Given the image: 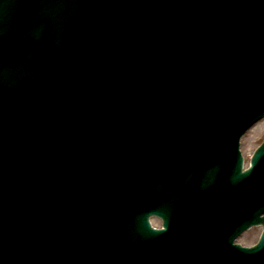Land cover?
I'll return each mask as SVG.
<instances>
[{"label":"bare ground","instance_id":"1","mask_svg":"<svg viewBox=\"0 0 264 264\" xmlns=\"http://www.w3.org/2000/svg\"><path fill=\"white\" fill-rule=\"evenodd\" d=\"M2 0H0L1 2ZM34 9V8H33ZM106 18L111 17L113 15H116L117 18H119V15L122 18H124L125 14H112L110 11H106V13L103 14ZM120 20V22H121ZM131 18L127 17L125 19L126 24H130ZM104 36L105 35H101ZM122 33L119 32V41L121 39ZM102 40L99 38V36L94 38L95 43H99ZM110 45H113V42H109ZM122 57V56H121ZM120 57V58H121ZM84 66H88L87 69H89V65L86 64ZM98 65L93 64V60L91 61V67H97ZM42 94L47 95L46 92H43ZM17 127V126H16ZM19 133V130L16 128L11 129L10 131H6V133H0V146L4 147V144L7 142H13L15 145L20 146L17 144V134ZM29 153V151H27ZM39 157L30 158V159H24L16 162L12 161L10 163V166L3 168V175H7V171H11L13 167H16L15 174L20 175V183L13 186L12 183H10V188L7 189L6 185H3V191L0 189V198L3 200H6L9 198L10 195H16L19 190H23L27 188V183L31 182L33 178L44 181L47 176V165L42 159H37ZM28 163H31L32 168H25L24 166ZM16 164V166H15ZM86 169H89L87 165L81 166L80 163H77L75 166V173L82 179V184L80 185V190L83 193H89L92 196L93 203L95 202V196L94 191L97 189L98 181L95 178V176L90 175ZM25 180V183L21 185V182ZM94 210H96L95 206H91ZM98 214V213H97ZM100 218L103 219H112L115 231L116 233L119 232V205L116 203H113V209L110 212H102L100 215Z\"/></svg>","mask_w":264,"mask_h":264},{"label":"rangeland","instance_id":"2","mask_svg":"<svg viewBox=\"0 0 264 264\" xmlns=\"http://www.w3.org/2000/svg\"><path fill=\"white\" fill-rule=\"evenodd\" d=\"M264 139V117L256 122L242 137L241 148L246 157V165H249V157L254 151V149L262 142ZM152 222L155 226L160 227L162 225L161 220L158 218H152ZM262 228L261 226L252 227L250 230L246 231L238 240L245 243L251 244L256 242L258 239Z\"/></svg>","mask_w":264,"mask_h":264},{"label":"water","instance_id":"3","mask_svg":"<svg viewBox=\"0 0 264 264\" xmlns=\"http://www.w3.org/2000/svg\"><path fill=\"white\" fill-rule=\"evenodd\" d=\"M262 2L264 3V0H262ZM222 7H223V4H219L217 6V8H219V9L222 8ZM206 8L210 9V7H208V6H206ZM98 9L100 11H115V10H117V5L113 2V0L103 1V3L101 4V6ZM211 10L213 12H216L217 11L216 9H212V8H211ZM256 19L259 20L260 23L261 22L264 23V13L258 12L256 14ZM153 51H154V53H157V52H155V50H153ZM253 111H254V109H253ZM263 150H264V142L256 150V152H255V154L253 156V162H255L256 158L259 156V154ZM240 164H242V161L240 162ZM234 174L236 176H239V175H243L244 173L242 172L241 167H239V169H236L235 170ZM259 221H261L263 223V225H264V218L257 219L256 223L259 222ZM263 243H264V233L262 234V237H261L260 241L258 242V244L255 247H253L251 250H249V249L248 250L251 251V252H253V251H255L257 249V247L261 246ZM249 251H247V252H249ZM65 263L66 262H64L63 260H54V258H49V257H47L46 259H44V260L41 261L40 260V255H38V254L36 255V263L35 264H65ZM217 264H230V262L229 261H225V262H219ZM232 264H245V263H241L240 261H235Z\"/></svg>","mask_w":264,"mask_h":264}]
</instances>
